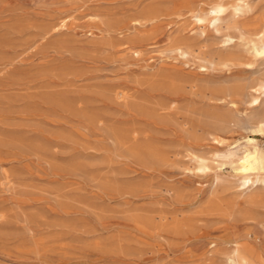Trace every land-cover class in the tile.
<instances>
[{
  "label": "rangeland",
  "instance_id": "374dc122",
  "mask_svg": "<svg viewBox=\"0 0 264 264\" xmlns=\"http://www.w3.org/2000/svg\"><path fill=\"white\" fill-rule=\"evenodd\" d=\"M186 2L0 0V264H225L234 227L264 245L237 166L196 162L247 139L264 149L235 96L264 79V57L200 68L238 47ZM252 6L249 30L264 19V0ZM223 88L234 95L219 102Z\"/></svg>",
  "mask_w": 264,
  "mask_h": 264
},
{
  "label": "bare ground",
  "instance_id": "6f19581e",
  "mask_svg": "<svg viewBox=\"0 0 264 264\" xmlns=\"http://www.w3.org/2000/svg\"><path fill=\"white\" fill-rule=\"evenodd\" d=\"M192 2L193 1L187 0L186 4H184V5H186L185 7L187 9H189V11L191 12L192 18L195 20V23L200 28L210 29L214 33H217L216 35L219 34L221 36L220 39H221L222 45L223 44L228 45V46L230 45V47H231V45H234V46L238 47L237 50H234V51H238V52L230 53L229 55H226V56L222 57L221 59H219V61H217V62L206 61L203 65L200 66V68H204V69L220 68V69H218V71L221 70V72L226 73L229 71H233L239 67L242 68V66H250V64L244 63L243 58L240 55L241 53H243L244 55L246 54L248 56H251L253 58H259V57L263 58L264 57V19L261 22H258L257 24L254 22L255 26L252 30H249V29H247L241 25V21L243 19L249 18L253 13L254 8L252 6V0H219L218 2L209 4L206 6L204 5V6H198V7L196 5H194ZM254 15H256V14H254ZM258 16H260V15H258ZM228 49H230V48H227L226 50H228ZM230 51L232 52V50H230ZM171 54L176 55L177 57L188 59L191 55V52H189L188 50H186L182 47H174L171 50ZM258 63H260V62H258ZM252 64H253V62H252ZM246 69H248V68H246ZM237 70L239 72V69H237ZM237 70H236V72H237ZM260 71H262V70H260ZM233 72H231V73H233ZM236 72L234 74L237 76ZM257 72H258V70H257ZM257 72H256V74H257ZM218 74H220V73H218ZM246 74H248V72ZM229 75H230V73H229ZM244 76H246V75H244ZM230 77H231V75H230ZM252 77H254V76H252ZM242 78H239V80L240 79L242 80ZM250 78H251V76H250ZM261 78H264V74L262 75ZM248 83H250V81ZM255 83H256L255 86H253V87L248 86L247 87L248 91H243L241 89V87L236 88L235 90H237L238 92L237 91L235 92V96H240V97L244 98V105L246 106V108H248V110L249 109L251 111L255 110V113L250 114V115L247 114L248 110L246 111L245 114H247L246 115L247 117L244 118L243 124L246 126V128L250 127L251 125H254L255 126L254 132H257L259 134L264 135V79L260 80L259 82H255ZM255 83L253 81V85ZM246 85H247V83H246ZM251 85H252V83H251ZM223 89L221 90L222 93H219V96H220L219 102L220 101L223 102V100H225L227 97H231L232 94L234 95V93L231 94V92H233L234 90L232 91V90H230V88H226V89L223 88ZM241 102L242 101H240V103ZM233 104L234 103H232V105ZM226 105H228V104H226ZM257 109H259V110H257ZM233 110H235V109H233ZM256 110L258 112H256ZM235 112H236V110H235ZM239 112H241V111H239ZM225 118L224 117L221 118L220 119L221 122ZM233 119H235V118L233 117ZM217 120H219V119H217ZM215 122H217V121H215ZM225 122H226V120H225ZM231 128H232V126H231ZM227 130H229V128ZM219 139H221V138H219ZM219 139L216 137L214 138V140L218 141L219 143H222V141H220ZM234 144H236L237 146L231 148L232 145H230V146L226 147L222 153H220V154L218 153L215 157L212 156V157H214V159L211 163L209 162L211 159L207 160V159L201 158V156H199L200 158L198 157V159L196 161L197 165H198L197 169H199L201 172H203V171H207V170L211 169L213 167V165H214V167L222 166L223 164H230L231 166L236 165L237 169H238V174H237L238 175V181H237L238 185H237V187L241 190L240 191L241 203L246 204V207H247V205L248 206L250 205V207L251 206L264 207V200L259 199L256 196L257 194L255 193V192H259V191H264V149L261 148V146L256 141H254V139H247L246 142H242V143L236 142ZM219 182H220V178H217L216 183L219 184ZM237 187H234V188L237 189ZM246 207H244V208H246ZM235 209H236V207H235ZM242 209H240L239 211H241ZM248 210H250V209H248ZM244 211H245V209H244ZM250 215H251V213H250ZM231 218H232V216H231ZM236 218L237 217H235V219ZM243 218H244V216H243ZM240 219H239V222H240ZM248 220L250 221V219H248ZM246 221L247 220H245L244 222H246ZM222 243L223 244L221 246L224 245L226 247V253H224L225 264H264V245H263V243H261L259 241L258 237H256L254 232L252 230H250L249 228L248 229L245 228L243 230H240L239 227H234L231 231V235L228 236V238H226L225 240L223 239ZM210 246H211V248L208 250L209 254L217 252L218 245L216 243H211ZM218 260H220V259H218Z\"/></svg>",
  "mask_w": 264,
  "mask_h": 264
}]
</instances>
